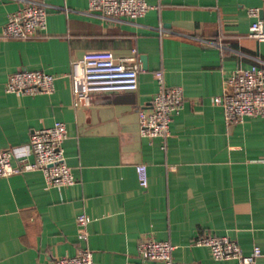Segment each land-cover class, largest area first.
<instances>
[{"label": "crops", "instance_id": "obj_1", "mask_svg": "<svg viewBox=\"0 0 264 264\" xmlns=\"http://www.w3.org/2000/svg\"><path fill=\"white\" fill-rule=\"evenodd\" d=\"M42 1L45 30L7 38L3 25L20 3L0 0V148L25 147L34 129L62 121L75 182L48 186L40 170L0 176V264H46L80 246L94 264L134 262L145 237L168 241L177 264H239L192 243L205 233L228 235L244 253L260 246L255 264H264V117L227 124L212 100L224 76L264 60V40L248 35L255 19L248 8H259L260 17L264 0H146L144 15L114 20L86 13L87 0ZM90 49L140 64L145 55L137 89L93 93L74 105L70 61ZM21 68L54 75V90L4 91ZM156 71L164 86L182 90L180 113L163 138L138 128V110L149 109L160 87ZM140 162L146 186L136 176ZM81 212L90 217L85 241L77 238Z\"/></svg>", "mask_w": 264, "mask_h": 264}, {"label": "built area", "instance_id": "obj_2", "mask_svg": "<svg viewBox=\"0 0 264 264\" xmlns=\"http://www.w3.org/2000/svg\"><path fill=\"white\" fill-rule=\"evenodd\" d=\"M19 6L10 11L3 25V37L31 38L46 28L47 5L42 0H18ZM151 5L146 0H87L86 13L105 19L120 17L137 18L144 15ZM248 13L255 17L248 27V35L264 40V9L259 17V8L249 7ZM203 43L215 44L208 39ZM141 64L134 56L120 57L109 49L83 51L70 61L71 89L74 105L87 103L93 93L134 91L138 87ZM155 75L159 89L153 94L149 109L138 110L139 133L148 137H166L169 123L180 113L182 90L176 85L164 86L161 71ZM54 75L40 69H16L9 74L4 91L28 95L51 93L54 90ZM221 105L227 124L245 116L264 117V60L257 59L247 67L234 69L223 78V91L213 97ZM67 137L66 125L55 121L32 131L30 140L20 149L0 148V176H10L28 170H40L46 185L66 186L75 182L70 167L65 162L63 141ZM31 155V159L28 158ZM13 159H15L13 161ZM263 161V159H259ZM141 186L148 183L145 163L134 165ZM90 217L81 212L76 215L77 238L87 239L86 225ZM192 243L209 248L215 259H235L239 264H255L262 254L260 246L253 245L244 253L240 245L228 235L205 233L195 236ZM173 246L166 240L145 237L137 243L138 261L123 264H144L154 261L159 264H177L172 256ZM46 264H94L92 252L84 246L72 255H63Z\"/></svg>", "mask_w": 264, "mask_h": 264}, {"label": "water", "instance_id": "obj_3", "mask_svg": "<svg viewBox=\"0 0 264 264\" xmlns=\"http://www.w3.org/2000/svg\"><path fill=\"white\" fill-rule=\"evenodd\" d=\"M140 61H141V66L143 68H146V57H145V55L140 56Z\"/></svg>", "mask_w": 264, "mask_h": 264}]
</instances>
